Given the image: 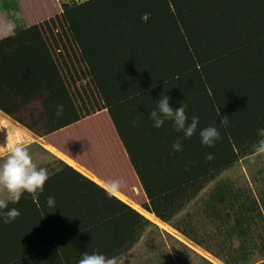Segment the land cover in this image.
I'll return each mask as SVG.
<instances>
[{"label":"trees","instance_id":"trees-1","mask_svg":"<svg viewBox=\"0 0 264 264\" xmlns=\"http://www.w3.org/2000/svg\"><path fill=\"white\" fill-rule=\"evenodd\" d=\"M13 31L0 39L1 112L46 136L105 111L144 193L143 210L225 264H249L240 248L264 257V237L251 236L254 217L264 222V189L248 204L220 183L204 202L237 246L205 236V244L215 240L213 252L188 220L171 223L264 139L256 131L264 127V0H84ZM162 95L172 107L185 104L189 121L199 118L179 152L171 145L182 133L170 121L153 128L149 119ZM210 125L220 137L206 147L198 132ZM56 164L38 196L25 192L9 205L20 215L0 222V264H78L83 252L115 259L152 224L95 180Z\"/></svg>","mask_w":264,"mask_h":264},{"label":"rangeland","instance_id":"rangeland-1","mask_svg":"<svg viewBox=\"0 0 264 264\" xmlns=\"http://www.w3.org/2000/svg\"><path fill=\"white\" fill-rule=\"evenodd\" d=\"M12 1L11 8L4 10L3 5ZM0 0V39L9 35L15 28L30 25L48 19L62 11V5L84 0ZM2 7V8H1ZM23 142L33 157V162L46 167L48 173L62 161L94 181V176L103 187L105 180L121 179L124 187L120 191L126 199L123 202L138 212L146 201L121 143L105 111L98 112L72 124L53 135L37 136L0 111V160L7 155L10 144ZM63 154L72 160L68 163ZM75 165V166H74ZM77 166V167H76ZM85 171V172H84ZM91 174V175H90ZM227 185L235 194L233 198L251 203L261 200L264 189V155L250 154L238 159L230 168L222 171L209 182L184 209L171 221L183 225L189 222L198 234L203 246L217 251L215 240L206 242L204 237H219L224 243L237 246L234 235L225 229H217L210 215L205 211V201L210 191L219 184ZM6 192L0 191V197ZM117 196V195H116ZM231 196V197H232ZM140 211H139V210ZM146 211V210H145ZM152 224L142 232L137 242L125 253L115 258L116 264H225L223 259L215 257L210 251L197 245L169 223L161 222L155 216H145ZM154 218V219H153ZM156 221V222H155ZM217 223V222H216ZM255 231L252 237H264V222L254 217ZM245 250L250 257L249 264L263 263L264 257L257 250ZM212 252V251H211ZM246 256V257H248Z\"/></svg>","mask_w":264,"mask_h":264},{"label":"clouds","instance_id":"clouds-1","mask_svg":"<svg viewBox=\"0 0 264 264\" xmlns=\"http://www.w3.org/2000/svg\"><path fill=\"white\" fill-rule=\"evenodd\" d=\"M9 34L14 36L15 32L10 30ZM186 107L183 103H179L177 107H172L169 104V97L162 95L156 101V106L148 113L153 128L159 129L166 121H170L173 130L182 133V137L177 136L171 145L176 152L182 151V138L192 137L198 129L199 118L193 115L189 121ZM62 111L63 105H57L56 115H60ZM136 122V119L132 121L134 125ZM220 123L222 125L228 123L226 116L221 119ZM256 131L258 136L264 138V127L258 128ZM198 135L202 145L212 147L215 141L219 139L220 132L216 126L210 125L199 129ZM254 154L264 155V139H261L254 146ZM211 158L212 156L209 153L206 159L210 160ZM48 178V169L37 166L33 162V157L23 142L10 144L6 157L0 160V191L7 193L5 197H0V222L11 223L14 221L20 215V211L15 207L10 208L9 205L17 204L25 192L38 196L43 191ZM103 187L109 196L117 195L124 187V181L121 179L105 180ZM46 204L49 207H54L55 198L52 196L47 197ZM78 264H116V261L103 253L83 252Z\"/></svg>","mask_w":264,"mask_h":264},{"label":"bare ground","instance_id":"bare-ground-1","mask_svg":"<svg viewBox=\"0 0 264 264\" xmlns=\"http://www.w3.org/2000/svg\"><path fill=\"white\" fill-rule=\"evenodd\" d=\"M62 157H64V159L66 158V160H67V162L68 163H70V164H72L73 165V161L72 160H70V158H68V157H66L65 155H63V154H60ZM73 162V163H72ZM75 166V165H74ZM77 167V166H76ZM85 172V171H84ZM91 175V174H90ZM92 179H94L97 183H99V184H101L102 185V183L98 180V179H96L95 178V176H94V178H92ZM117 196L118 197H120V198H122V199H126L122 194H117ZM134 208H136L137 209V206H134ZM139 210V209H138ZM140 211V210H139ZM140 212H142L145 216H147V217H149V218H151V216L153 215V214H151V213H149V212H147V211H145V210H141ZM154 219V218H153ZM156 222V221H155Z\"/></svg>","mask_w":264,"mask_h":264}]
</instances>
